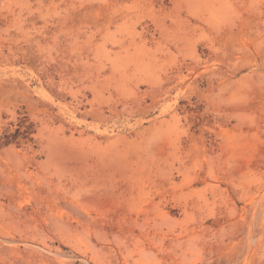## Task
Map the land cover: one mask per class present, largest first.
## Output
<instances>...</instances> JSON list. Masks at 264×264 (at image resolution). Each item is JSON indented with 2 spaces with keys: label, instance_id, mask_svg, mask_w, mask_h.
I'll use <instances>...</instances> for the list:
<instances>
[{
  "label": "rangeland",
  "instance_id": "1",
  "mask_svg": "<svg viewBox=\"0 0 264 264\" xmlns=\"http://www.w3.org/2000/svg\"><path fill=\"white\" fill-rule=\"evenodd\" d=\"M0 264H264V0H0Z\"/></svg>",
  "mask_w": 264,
  "mask_h": 264
}]
</instances>
